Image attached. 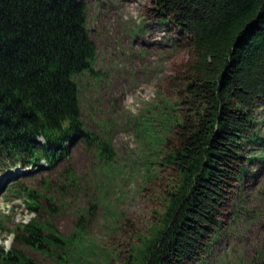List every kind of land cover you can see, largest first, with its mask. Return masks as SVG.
Masks as SVG:
<instances>
[{"label":"trees","instance_id":"16d2710c","mask_svg":"<svg viewBox=\"0 0 264 264\" xmlns=\"http://www.w3.org/2000/svg\"><path fill=\"white\" fill-rule=\"evenodd\" d=\"M155 4L161 23L174 22L193 59L183 78L178 147L165 157L181 176L180 197L169 199L166 226L155 227L134 247L133 262L187 264L212 240L205 234L226 188L247 174V142L264 143L250 135L257 123L254 111L264 102V0ZM86 9L84 0H0V164L45 161L54 167L77 140L102 147L81 118L77 82L92 71L95 50ZM23 194L35 201L32 191ZM50 224L46 228L37 219L18 224L15 244L9 249L0 244V264H40L22 247L54 256L60 264L81 251L75 237L81 224L71 237Z\"/></svg>","mask_w":264,"mask_h":264},{"label":"rangeland","instance_id":"374dc122","mask_svg":"<svg viewBox=\"0 0 264 264\" xmlns=\"http://www.w3.org/2000/svg\"><path fill=\"white\" fill-rule=\"evenodd\" d=\"M84 1L95 50L92 71L77 82L81 118L103 149L80 139L54 167L0 164V244L11 248L18 224L33 219L64 237L81 224V251L65 264H134V247L166 226L169 199L180 197L181 176L165 157L178 147L193 57L174 22L161 23L155 0ZM254 112L250 135L264 138V102ZM244 148L247 174L229 183L205 234L212 240L187 264H264V143ZM22 248L40 264H60Z\"/></svg>","mask_w":264,"mask_h":264},{"label":"bare ground","instance_id":"6f19581e","mask_svg":"<svg viewBox=\"0 0 264 264\" xmlns=\"http://www.w3.org/2000/svg\"><path fill=\"white\" fill-rule=\"evenodd\" d=\"M13 173H9L8 175H6L5 177H3L2 181L6 180L8 177H10ZM32 218V217H31Z\"/></svg>","mask_w":264,"mask_h":264}]
</instances>
